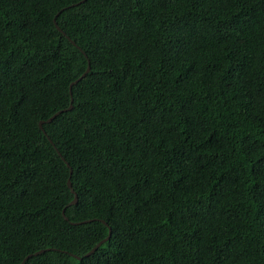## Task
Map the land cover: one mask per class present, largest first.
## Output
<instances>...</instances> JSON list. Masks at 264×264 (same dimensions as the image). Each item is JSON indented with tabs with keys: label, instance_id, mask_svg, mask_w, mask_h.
I'll list each match as a JSON object with an SVG mask.
<instances>
[{
	"label": "trees",
	"instance_id": "16d2710c",
	"mask_svg": "<svg viewBox=\"0 0 264 264\" xmlns=\"http://www.w3.org/2000/svg\"><path fill=\"white\" fill-rule=\"evenodd\" d=\"M40 249L264 264V0H0V264Z\"/></svg>",
	"mask_w": 264,
	"mask_h": 264
},
{
	"label": "water",
	"instance_id": "95a60500",
	"mask_svg": "<svg viewBox=\"0 0 264 264\" xmlns=\"http://www.w3.org/2000/svg\"><path fill=\"white\" fill-rule=\"evenodd\" d=\"M53 21L55 22V18L53 19ZM55 25H56V27L60 30V28H59V26L55 23ZM71 42L74 44V42L71 40ZM89 70V67H87V69H86V71L81 75V76H79L76 80H74V81H72L71 83H70V85H69V92H70V95H71V93H72V91H71V89H72V86L78 81V80H80L84 75H85V73L87 72ZM71 100H72V98H71ZM71 107H72V105L70 104L69 105V107L67 108V109H71ZM62 110H58L57 112H55L52 116H50L47 120H46V122H50L57 114H59L60 112H61ZM43 123V121H40L39 122V126L41 127V124ZM69 186H71L70 185V183L68 184ZM76 202V197H74L73 198V200L70 202L71 204H74ZM62 214L64 215V211H62ZM65 217V216H64ZM66 218V217H65ZM88 221H90L89 219L88 220H84V221H82V222H88ZM82 222H80V223H82ZM109 235H110V232L108 233V235H107V237H105L103 240H101L100 242H98L86 255H89V254H91L96 248H97V246L102 242V241H104L106 238H108L109 237ZM45 249H40V250H38V251H36V252H34L33 254L31 253V254H28L24 259H23V261L21 262V264L28 258V257H30V256H32V255H38V254H40L41 252H43Z\"/></svg>",
	"mask_w": 264,
	"mask_h": 264
},
{
	"label": "clouds",
	"instance_id": "9594fccd",
	"mask_svg": "<svg viewBox=\"0 0 264 264\" xmlns=\"http://www.w3.org/2000/svg\"><path fill=\"white\" fill-rule=\"evenodd\" d=\"M71 192H72V190H71ZM75 194V193H74ZM71 204V203H70ZM62 211H64V209L62 210ZM63 216H65V214L63 215ZM66 217V216H65Z\"/></svg>",
	"mask_w": 264,
	"mask_h": 264
}]
</instances>
